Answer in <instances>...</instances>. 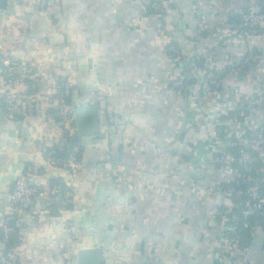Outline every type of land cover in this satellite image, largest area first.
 Here are the masks:
<instances>
[{
	"label": "crops",
	"instance_id": "obj_1",
	"mask_svg": "<svg viewBox=\"0 0 264 264\" xmlns=\"http://www.w3.org/2000/svg\"><path fill=\"white\" fill-rule=\"evenodd\" d=\"M196 1L167 0L163 24L183 56L179 65L187 70V58L199 47L223 57L247 53L248 45L228 47L215 35L221 23L237 28L239 18L230 19L246 0H204V29L193 11ZM141 15L138 0H0V53L33 65L28 91L44 94L56 80L70 81V102L96 104L98 121L96 133L84 140L78 135L76 174L49 164L45 151L64 147L57 104L35 100L9 110L0 75V256L11 251L13 264H63L66 220L75 229L74 264L79 249L95 246L101 264H215L223 221L214 183L221 181L201 166L215 115L185 129V97L166 85L178 62L155 35L154 15L133 22ZM259 39L252 49L264 63V33ZM245 79L224 76L221 109L233 99L248 105L255 89ZM216 95L199 91L195 104L205 107ZM22 175L45 193L56 179L72 186L69 210L61 215L43 204H12L9 192ZM238 253L263 264L262 226L253 222Z\"/></svg>",
	"mask_w": 264,
	"mask_h": 264
},
{
	"label": "built area",
	"instance_id": "obj_2",
	"mask_svg": "<svg viewBox=\"0 0 264 264\" xmlns=\"http://www.w3.org/2000/svg\"><path fill=\"white\" fill-rule=\"evenodd\" d=\"M56 2L57 0H52ZM141 6L142 15L138 21L144 20L149 15H154L155 35L178 62L176 71L170 76L167 86L185 97L188 117L185 129L191 131L198 127L207 115H215V128L213 136L208 141L207 157L203 161L202 167L205 170L214 171L221 181L214 183V188L219 189L222 194L220 201V211L218 212L223 221V229L220 233L214 251L215 264H225L224 260L230 257L229 264H253L245 261L238 253L236 227L231 221H240L246 215L255 217V223L264 228V63L259 60L252 49V46L260 44L259 34L264 33V0H246L244 9L241 10L240 22L237 28H229L221 23L216 28L217 39L228 47L243 43L248 45V52L227 54L226 57L210 52L207 48H196L190 58H187V68L179 65L183 60L179 48L173 42L163 24L164 17L168 12L167 0H138ZM211 1V0H209ZM204 0H197L193 5V11L198 19L200 29L205 28L206 15L203 9ZM264 45V41L262 42ZM264 47V46H263ZM34 67L31 63L20 65L15 59L0 53V75L3 79L4 93L3 101L5 106L12 111H21L35 100L46 101L51 99L57 104L56 117L60 123L63 134L64 150L67 151L65 157H54L52 152L45 151L46 161L49 164L59 165L66 168L73 175L80 167L78 155L80 153L79 144L68 146L67 135L75 131L74 105L70 102V92L72 83L67 80L58 79L53 88L44 94H35L28 91L26 83L28 77L33 73ZM188 72L195 77V82L187 83ZM226 74H233L245 77V81L254 84L255 93L250 98L247 106H241L236 99L226 102L221 109L223 100L222 83ZM194 80V79H193ZM214 91L218 96L209 105L202 107L195 104L196 95L199 91ZM225 103V102H224ZM222 113V115H219ZM201 128V127H199ZM199 138V136H198ZM200 138L206 141L204 134ZM232 149H236L233 152ZM262 163L254 166L255 160ZM242 166L246 174L237 168ZM254 170L256 176L250 171ZM243 177V181L249 186L245 189L236 188L229 183L237 178ZM227 183L222 186L221 183ZM64 181L56 179L45 193L39 186L30 184L25 175L18 177L10 192L9 200L17 207L28 205L36 207L41 204L46 207H53L59 214H64L69 210L74 196L72 186L64 185ZM248 196L247 209H241L238 213L234 211L237 206L236 198L242 194ZM245 225V223H244ZM65 229V251L63 254V264H74V257L71 250V239L74 234V225L70 221L63 222ZM13 253L7 252L0 256V264H13ZM264 264V262H263Z\"/></svg>",
	"mask_w": 264,
	"mask_h": 264
},
{
	"label": "water",
	"instance_id": "obj_3",
	"mask_svg": "<svg viewBox=\"0 0 264 264\" xmlns=\"http://www.w3.org/2000/svg\"><path fill=\"white\" fill-rule=\"evenodd\" d=\"M188 71V68H187ZM189 78L192 74L188 72ZM75 130L82 140L87 135H91L98 130L97 106L96 104H80L78 101L74 104ZM83 142V141H82ZM250 219V216H247ZM17 232H10V235L16 236ZM101 248L95 246L91 248H81L77 253V264H101Z\"/></svg>",
	"mask_w": 264,
	"mask_h": 264
},
{
	"label": "trees",
	"instance_id": "obj_4",
	"mask_svg": "<svg viewBox=\"0 0 264 264\" xmlns=\"http://www.w3.org/2000/svg\"><path fill=\"white\" fill-rule=\"evenodd\" d=\"M239 18V21H240V16L239 15H236V16H233L231 17L230 20H235L237 19L238 20ZM193 82V78L192 79H189L187 80V83L191 84ZM67 142H68V146H71L73 144H79L80 146V153L78 155V158L80 160V156H81V150H82V146H81V142H80V137L76 134V132L74 131L73 134L71 135H67ZM233 152H236V149H232ZM52 155L54 157H65L67 155V151L63 149L61 150H58L57 152L53 153L52 152ZM262 163L261 160H255L253 162V165L254 166H258ZM240 172H242L243 174H246V172L243 170L242 166H238L237 167ZM248 173V172H247ZM250 173L253 175V176H256V172H254V170H251ZM243 177H238L236 180H233L231 181L229 184L230 185H233L234 187L236 188H247L249 186V184L245 181H243L242 179ZM65 185V184H64ZM222 186H226L227 183L225 182H222L221 183ZM66 186V185H65ZM261 192H264V187H261ZM247 199H248V196L244 193L240 196H237L236 198V204L237 206L234 207V211L236 212H240L241 209H247L248 207L250 208V206L248 205L247 206ZM71 205H69L70 207ZM253 222H255V217L251 215V221H247L246 218H241L240 221H238V223L236 224V235H237V246L238 247H242L244 243H246L248 240H249V237H250V226L253 224ZM245 223V225H244Z\"/></svg>",
	"mask_w": 264,
	"mask_h": 264
}]
</instances>
